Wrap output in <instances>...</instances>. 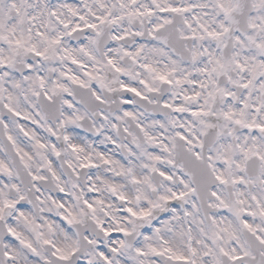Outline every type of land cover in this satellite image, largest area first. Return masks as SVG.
Returning a JSON list of instances; mask_svg holds the SVG:
<instances>
[{
	"label": "snow or ice",
	"instance_id": "1",
	"mask_svg": "<svg viewBox=\"0 0 264 264\" xmlns=\"http://www.w3.org/2000/svg\"><path fill=\"white\" fill-rule=\"evenodd\" d=\"M0 264H264V0H0Z\"/></svg>",
	"mask_w": 264,
	"mask_h": 264
}]
</instances>
